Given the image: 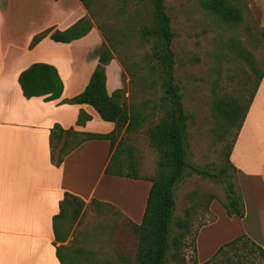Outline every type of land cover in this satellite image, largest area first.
Here are the masks:
<instances>
[{
    "label": "crops",
    "instance_id": "crops-1",
    "mask_svg": "<svg viewBox=\"0 0 264 264\" xmlns=\"http://www.w3.org/2000/svg\"><path fill=\"white\" fill-rule=\"evenodd\" d=\"M86 14L80 0H0V264H61L56 247L66 242L55 239L52 217L59 212L65 192L80 197L85 205L91 200L110 204L133 224L141 222L151 182L145 177L105 174L108 139L83 141L59 165L51 160L50 131L55 123L91 133H108L115 126L89 104L62 102L84 89L98 64V56L89 54L102 43L96 28L70 42L54 41L47 34L29 47L37 33L63 30ZM35 62L57 69L63 82L59 98L23 95L18 75ZM110 66H105L108 94L120 87L118 74ZM80 110L90 115L83 124L76 122ZM58 142L60 147L63 137ZM229 160L236 167L244 216H228L214 200L208 210L215 217L216 212L223 213L227 225L239 222L241 229L229 238L210 237L208 243H215L208 250L199 238L216 220L200 226L195 237L200 262L240 234L264 249V76L237 131ZM113 186L119 187L116 193L123 198L112 194ZM123 188L128 190L126 197Z\"/></svg>",
    "mask_w": 264,
    "mask_h": 264
},
{
    "label": "rangeland",
    "instance_id": "rangeland-1",
    "mask_svg": "<svg viewBox=\"0 0 264 264\" xmlns=\"http://www.w3.org/2000/svg\"><path fill=\"white\" fill-rule=\"evenodd\" d=\"M228 1L241 10L240 22L228 24L219 20L202 7L201 0H164L174 32L173 76L183 94L184 112L188 114L187 166L174 187L173 235L179 236L178 243L171 246L167 255L168 264H200L193 241L200 226L214 218L215 225L204 230L199 238L208 250L215 243V240L208 243L210 237L229 238L241 229L239 222L227 225L223 213L216 212L218 217H215L208 210L209 195L220 206L221 201H226L224 185L195 171L200 167L215 172L219 166L226 165L225 158L236 133L237 120L221 137L215 134V100L235 99L241 105L246 104L259 74L264 72V0ZM86 10L85 17L98 30L102 46L111 52L109 64L119 77L117 90L123 108L128 114L137 115L133 126L120 129L112 152L117 151L124 158L130 148L137 160L139 177L152 178L157 174L159 153L149 140L148 130L164 114L165 102L153 51L156 39L143 38L140 34L143 26L155 28L151 3L149 0H90ZM100 47L101 44L90 56H98ZM246 53L252 62L246 59ZM78 139L71 138L69 145ZM58 148L59 142L54 140V154ZM235 182L239 188L237 175ZM116 189L119 187H112V194L123 198ZM121 190L126 192V197L128 190ZM115 197L111 198L117 200ZM60 227L67 235L66 243L60 247L64 264H131L134 261L139 231L110 204L90 202L78 215L69 213L61 220Z\"/></svg>",
    "mask_w": 264,
    "mask_h": 264
},
{
    "label": "trees",
    "instance_id": "trees-1",
    "mask_svg": "<svg viewBox=\"0 0 264 264\" xmlns=\"http://www.w3.org/2000/svg\"><path fill=\"white\" fill-rule=\"evenodd\" d=\"M155 28L143 26L140 34L143 38L154 37L153 51L157 59V68L161 76L163 87V101L165 110L160 120L148 130L150 142L156 147L159 153L157 161V174L149 178L151 186L146 199L145 209L141 222L135 224L139 231L136 255L131 264H168V253L172 245L178 243V236L173 235V214L175 210L174 187L184 176V169L187 166V118L184 112L182 98L173 76L174 53L171 49V42L174 32L171 26V19L166 11L164 0H149ZM85 9L89 8L90 0H80ZM202 7L213 14L219 20L235 24L241 21L242 12L228 0H201ZM92 28L90 20L82 17L69 27L59 30L48 28L37 33L31 39L29 47L36 44L42 37L49 35L54 41L70 42L84 36ZM242 52H240L241 54ZM242 55V54H241ZM246 59L251 61L250 54L246 53ZM112 55L107 47L102 46L98 50V64L94 68L88 83L84 89L71 98H63L64 103H86L89 104L105 121L114 123V129L108 133L79 132L72 128L63 129L55 123L50 131L51 160L59 165L64 156L76 148L80 143L88 139H108L110 141V154L105 166L104 173L107 175L125 176L130 178H141L137 171V160L134 152L128 148L124 158L119 152H112L113 143L120 129L128 130L137 120V115L125 112L118 90L112 94L106 90L105 66L111 60ZM254 67V65H253ZM264 72L260 73L246 104L241 105L235 99H217L213 105L215 119L214 132L221 137L228 128L232 127L237 120L236 133L239 130L254 92ZM18 82L26 97L43 96L44 100H53L61 96L63 82L57 69L50 64L35 62L22 70L18 75ZM90 119V115L80 110L77 124H83ZM239 120V121H238ZM232 140L230 149L232 147ZM63 137L62 145L54 154V140ZM79 137L72 145L71 138ZM225 158L226 165L219 166L215 172L197 167L195 171L203 176L217 180L224 185L226 201L221 205L228 216H244V206L239 188L236 185V167L229 160V152ZM231 169V172L229 170ZM215 197L209 195L206 202L209 203ZM91 202L99 203L96 200ZM100 204V203H99ZM85 206V201L80 197L65 192L59 201V212L52 217L55 239L60 242L66 240L67 235L60 227L61 220L71 213L78 215ZM183 224L185 220L180 221ZM180 222L178 225H180ZM203 225V224H202ZM196 250L195 241H193ZM59 245L56 247V254L61 264H64ZM175 256V252H172ZM258 258L261 262H258ZM200 264H264V249L254 242L246 234H240L222 243L213 255Z\"/></svg>",
    "mask_w": 264,
    "mask_h": 264
}]
</instances>
